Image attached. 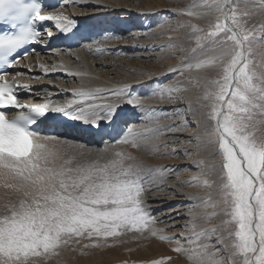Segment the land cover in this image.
<instances>
[{
	"label": "snow or ice",
	"instance_id": "1",
	"mask_svg": "<svg viewBox=\"0 0 264 264\" xmlns=\"http://www.w3.org/2000/svg\"><path fill=\"white\" fill-rule=\"evenodd\" d=\"M21 2L0 0V19ZM208 7L217 13L210 30L205 32L191 25L195 32L204 33L195 36L204 54L185 67L189 71L215 67L219 72L218 79L202 77L206 85V118L211 124L204 130V138L221 161L217 189L220 197L216 202L205 198L204 207L214 211L203 219L212 220L220 214L224 219L222 232L217 228L205 229L197 238L216 235V243L231 252L229 264H264V74L258 75L252 67L256 36L247 26L251 13L240 8L237 0H216ZM19 11L28 23L17 32L0 35V65L16 63L14 54L39 38L36 20L63 25L61 32H68L75 24L63 15L44 14L43 6L35 0ZM186 14L198 16L199 12ZM203 40L210 42L207 50L201 44ZM5 75L0 73V182L13 189L16 198L0 212V264H27L29 256L49 253L73 239L77 243L79 238L107 241L127 231L139 233L137 238H147L144 233H148L161 240L174 239L154 227L156 219L143 201L145 187L139 172L132 165H124L125 159L132 158L130 155L117 152L116 158L104 164L81 162L76 155L67 154L66 149L73 147L71 142L53 135L41 136L34 127L51 119L54 112L99 129L102 117L94 110L97 105L69 110L71 105L53 107L50 102L19 104L17 87L27 86L9 84ZM99 91L82 88L75 95L95 99L94 93ZM114 94L126 95L130 106L140 100L127 86ZM11 109L19 114L10 119ZM113 111L114 106L104 110L103 119L111 121ZM118 135L121 138L113 143L133 147L144 139L130 126ZM77 151L79 157L87 155L83 148ZM209 183L207 179L203 181L204 186ZM90 246L104 245H85ZM209 247L204 243L199 251L185 254L194 264H223L222 258L206 259L214 255L207 252ZM174 251L184 252L179 241ZM166 259L171 257L145 264H166Z\"/></svg>",
	"mask_w": 264,
	"mask_h": 264
},
{
	"label": "bare ground",
	"instance_id": "2",
	"mask_svg": "<svg viewBox=\"0 0 264 264\" xmlns=\"http://www.w3.org/2000/svg\"><path fill=\"white\" fill-rule=\"evenodd\" d=\"M252 1L259 5L257 8H264V0ZM133 2L142 4L136 6ZM208 6L192 4L187 7H176L174 4L165 5L163 0H131V2L126 0H61L59 10L69 16L73 12L77 16L84 17V25L88 30L89 38L73 49L53 47L38 56H30L22 62L25 68L19 70L20 73L17 74V77H22L29 85L32 94L28 97L34 102L51 101L56 102V106L71 105L69 110L82 107L87 109L90 104L97 105L94 110L102 117L98 122L99 125L107 124V130L109 133L113 132V136L103 135L100 139L103 127H99L101 130L97 128L85 130L87 126H82L84 121L72 122L78 125V129L69 126H54L52 135L67 140L73 145L72 148L66 149L68 155H78L76 153L78 148H83L87 152L91 147L98 148L101 145L108 149L119 147L124 151H130L132 166L136 170L139 169L138 172L141 168L136 165L153 159L149 156L156 155V158L159 156L163 158L158 166L162 171L148 173L153 177L146 182V187L152 186L149 190L157 189L158 191L150 193L146 201L159 199V202L150 203L149 207L153 209L172 205L171 201L183 202L181 205L172 207L173 209H166L165 213L181 212L179 221L172 220L173 222L167 223L166 226L180 225V221L184 220V223H181L183 227L179 231L171 230L168 235L174 238L170 243L177 246V241H179V246L188 250L189 246L198 247L204 237L197 238V234L206 229V226H201L200 223L202 216L208 211L204 214L200 211L208 209L203 207L206 202L205 198L210 197L212 200L211 194L218 192L220 171L215 165L217 159L214 157V151L206 150L208 145L205 142L204 130L207 127H191L185 130L181 126H176L175 121L166 122L162 118L171 116L174 112L173 108L179 106L193 108V105L201 102L199 97L206 87L202 77L217 79L214 76L219 74L218 69L211 67L189 71L185 67L187 63H195L201 58L204 54L202 52L192 57L179 52L180 55L175 58H170L169 55L163 53L164 55L160 56L162 58L159 63L161 67L152 70L153 74L148 77L138 73L131 75L129 70L134 68V60L130 63L123 62L122 58L115 59V55H121L122 52L130 51L131 48L137 46H140L142 50L155 51L160 45H166L168 43L166 39L158 35L162 28L145 33L137 32L138 38L145 36V39H137L136 44L132 38L130 40V37L115 41L109 39L125 33L120 26L133 25L144 32L152 21L161 17V13L165 12L167 7L168 13L174 18L177 17L173 22L174 29L184 28L183 18L211 22L216 18L217 13ZM187 11L199 12V15L188 16ZM113 21L118 24L116 25ZM100 33H108L110 37L100 36ZM108 64L118 65L117 75L113 76L114 70L108 69ZM114 68L117 69L115 66ZM125 86L132 94L140 97L138 106L141 108H135L136 105L130 106L126 95L114 94L116 90ZM82 88L84 90L100 89L101 91L94 93L95 99H83L75 95ZM113 106L111 121L103 119L104 110ZM170 108L173 111L169 110ZM194 115L196 114L190 112L187 118L194 119ZM199 116L202 120L201 115ZM135 119L138 120L135 121ZM128 126L138 130L144 136L138 147H133L131 144L113 143L114 140L121 138L118 134ZM145 129L149 131L144 132ZM151 162L154 163L153 160ZM143 172L147 171L141 170L140 173ZM171 174H173L172 180L164 181V178L166 179ZM158 177L163 180L156 181ZM205 179L210 182L209 186H204ZM162 182L165 184L161 185ZM15 198L14 190L3 187L0 182V212H3L6 203L10 200L14 201ZM216 198L219 199V196L215 195ZM169 215L165 214L162 218H167ZM167 220L163 221L167 222ZM60 249L57 247L53 251L62 255L64 250L60 252ZM51 252L52 250L49 253ZM28 261H32L30 257Z\"/></svg>",
	"mask_w": 264,
	"mask_h": 264
},
{
	"label": "rangeland",
	"instance_id": "3",
	"mask_svg": "<svg viewBox=\"0 0 264 264\" xmlns=\"http://www.w3.org/2000/svg\"><path fill=\"white\" fill-rule=\"evenodd\" d=\"M126 1L131 2V0H126ZM163 2L165 5L174 4L176 7L178 6L187 7L192 4H199V5H204V6L210 5L212 3H215L216 0H163ZM237 3L240 8L242 9L246 8L251 13V15L249 16L247 20V26L253 30L254 35L256 36V40L254 41L253 48H252V56H251L252 67L258 75L264 74V31H262V29H264V8H260V9L257 8L259 5H256V3H254L252 0H237ZM134 4L136 6L137 5L139 6L142 3L135 2ZM165 9L166 11L161 13L162 14L161 17L158 20L152 21L151 24L147 27V29L144 32L143 31L141 32L138 27H134L133 25L124 26V27L120 26L121 28H123V31L126 34L124 33L121 36L119 35V36L114 37L113 39H109L110 41L112 40L115 41V40H119V39L122 40V39L130 37V40L132 38V40H134L133 42L136 44L137 39H140V38L145 39V36H139L140 38H138V36L136 35L137 32L145 33L151 30H158L162 28V30L158 32V35L166 39V42H168L166 45H160L155 51L142 50L140 46H137V47L131 48L130 51L126 50L122 52L121 55H115V59L122 58L123 62L128 61L130 63L134 60L135 66L133 69L129 70V72H131V75L138 73L141 76L146 75L148 77L151 74H153L152 70L154 71V69L161 67L159 63L162 60L160 56L163 53L165 55H169L170 58H175L177 55H180L178 54L179 52L181 54L186 55L187 57H192L193 55L198 54L199 52H201V49L196 44L195 36L204 35V33L195 32L192 29L191 25H196L198 28L204 29L205 32H207L210 30V25L216 22V18L213 19L211 22H207V21L202 22L201 20L197 21L191 18H183L182 20L185 21L184 28L174 29L175 25L173 24V22L177 17L174 18L171 16V14L168 13L167 11L169 10L168 7ZM134 11L136 12V9H134ZM114 23L116 25L118 24L116 22ZM135 28H138V29L134 30ZM100 36L110 37L108 33H104V34L100 33ZM201 44L207 50L210 42L207 40H203L201 41ZM99 45H102V44H99ZM194 48L196 49L195 52H193ZM122 65H124V63H122ZM114 66L117 67V69L114 68ZM107 68L114 70L113 76L117 75V72H119L117 64L115 65L108 64ZM214 77L218 79L219 74L215 75ZM204 92L205 91L201 92L200 97H199L201 102L200 101L197 102V104L193 105V108H186L184 106L176 107L177 109L173 108L174 112H172V115L162 118L163 121L172 122V123L175 121L176 126H181L185 130L190 129L191 127L210 128L211 124L206 118L207 109H206V104H205L206 101L203 100ZM135 108H141V107L138 106L137 104ZM169 110L173 111L172 108H170ZM190 112L191 113L193 112L196 114L194 115L195 117L194 119L187 118ZM199 115H201L202 120L200 119ZM137 120L138 119H135V121ZM71 127L73 128L75 126H71ZM75 128L78 129L77 127ZM174 132H177V131H174ZM103 149H107V151H103ZM128 149L130 150V148ZM132 149L133 148H131V150ZM206 150L214 151V154H215L214 157L215 159H217V162L215 163V165L217 169H219L220 171L221 161L219 157L216 155V150L212 148L211 146H208ZM117 152L124 153L125 156H129L130 154V151L128 150L124 151L119 147H112V149L111 148L108 149V148H105L104 145H101L98 148L91 147L90 150H87L86 152L87 155L84 157H79V155L77 154L76 156H77V159L81 162L91 163L93 161H96L99 164H104L108 162L109 160L116 158L115 154ZM76 153H78V151H76ZM149 158H153V159H148L149 161H143V162H140L138 165H136L141 168L139 171V175L140 174L142 175V176L140 175V179L143 181L144 187H145V192L143 194V201L146 204L151 216L155 217L156 219V224L154 225V227L158 229H162L163 235L169 236L168 234L169 232H171V230L179 231L183 227L182 224L184 223V220L180 221V225H174L173 227L166 226L167 223H172L173 221L174 222L179 221L178 219H179V215L181 212L179 213L176 212V214L174 212H171V214L165 213V212L169 209H173L176 205L183 204V202L171 201L172 205L168 204V205L156 207L155 209L149 207L150 203L159 202V199L155 198L153 201H146L147 196H149L150 193H153L158 190L157 189L149 190V188H151L152 186L146 187V182L150 180V178L153 177L152 175L149 176L150 173L158 172L157 169L160 170L158 167L159 162L161 161V159L163 160L161 156L156 158V155H151V157L149 156ZM85 159H88V160H85ZM151 160H153L154 163H152ZM124 165L125 166L132 165L131 159H125ZM141 170H144V171L146 170L147 172L140 173ZM172 175L173 174L169 175V177H166V179L164 178V181L172 180L173 178ZM159 179L161 181L163 180L161 177H158V179L156 178L155 180L157 181ZM164 184L165 182L161 183V185H164ZM218 187L219 186H217V189ZM211 195H212L211 197H213L212 199L213 202H216L218 200V198L215 199V195L220 197L219 192H217L216 194H211ZM173 202H174V205H173ZM207 211L208 213H206ZM213 211H214L213 209L208 208L203 211H200V213L210 214ZM165 214L166 215L170 214V215L167 218L166 217L162 218V216H165ZM206 214L202 216L201 218L202 221L200 225L206 226V229L217 228L218 232H222L221 226H222V221L224 219L223 214L218 215L215 219L205 220L203 219V217ZM160 218L161 220H159ZM162 219L163 220L168 219V220L167 222H165ZM138 236H140L139 233H136L133 231H127L123 235L118 236L116 238L110 237L107 239V241H103V240L97 241L96 238H92L91 240L87 238H79V242L77 243L76 240L73 239V240H70L67 245L59 246V249L61 248L59 250L60 252L64 250L62 255H60L61 253L57 251H53V250L49 254L42 252L43 254L41 253L39 257L29 256L30 260L32 261H28L27 264H33V263L34 264H52V262H54V264H145V262L151 261L153 259H162V258H167V257H171V259L170 260L166 259V264H194V261L192 259H189V255L185 253L190 254L194 250L199 251L200 250L199 246L203 245L204 243L210 244V247L207 249V252L214 253V255L206 257V259L215 260V259L222 258L223 264H229V257L231 256V252L228 251L226 248H222L220 244L216 243V239H215L216 235H212L208 239L203 237L198 247L189 246V250L184 249V252L182 253H178L174 251V249L177 246L170 243L172 240L170 241L161 240L159 239V236H151L148 233H144V236H146L147 238H143V236H141V238H137ZM94 243H101L104 246L85 247V245H92Z\"/></svg>",
	"mask_w": 264,
	"mask_h": 264
}]
</instances>
